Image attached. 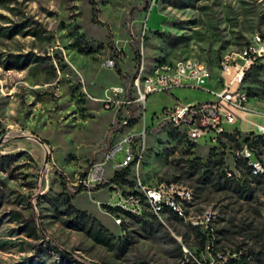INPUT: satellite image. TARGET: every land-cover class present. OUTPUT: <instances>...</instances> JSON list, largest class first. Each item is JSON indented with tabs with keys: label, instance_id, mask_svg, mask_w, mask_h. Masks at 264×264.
<instances>
[{
	"label": "rangeland",
	"instance_id": "1",
	"mask_svg": "<svg viewBox=\"0 0 264 264\" xmlns=\"http://www.w3.org/2000/svg\"><path fill=\"white\" fill-rule=\"evenodd\" d=\"M25 19L40 30L39 35H0V60L7 54L32 55L22 69L0 64V264H28V258L33 264H71L51 245L86 264H172L176 260L161 255L138 223L122 216L120 228L113 221L114 213L103 203L110 190L104 185L112 175L109 167L102 184L75 192L85 168L123 133L141 127L142 117L118 130L119 118L92 98L101 96L102 87L124 84L140 62L148 70L158 62L198 58L215 75L222 53L238 49L252 34L264 30V0H0V31ZM111 56L117 59L120 75L115 66L102 64ZM212 88L208 82L146 96L143 122L149 129L137 167L142 185L173 181L191 189L193 210L210 206L215 211L208 240L212 247L207 250L206 242L200 248L192 235L182 242L166 217L165 225L157 220L179 238L184 254L192 253L206 264L207 260L215 264L216 254L233 257L239 246L255 250L263 246L255 235L260 231L256 209L264 171L249 176L245 163H239L238 182L247 180L253 188L247 201L230 184L215 190L201 174L218 158L231 168L235 150L244 137L252 140L251 135L261 137L250 145L264 166V132H258V126H264V75L254 79L249 70L242 81L251 112L234 125H225L228 131H240L234 133L235 141L220 134L213 142L198 138L188 148L180 134L173 137L170 128L155 126L151 118L173 102L208 101L211 96L205 90ZM70 209L93 221L79 225V217ZM13 212L31 219L36 239L26 233L22 221L11 218ZM142 216L152 217L148 212ZM96 225L113 243L124 240V252L95 243L88 230ZM38 245L41 252L36 250ZM252 255L248 264H264L261 255ZM183 259L184 264L194 261Z\"/></svg>",
	"mask_w": 264,
	"mask_h": 264
},
{
	"label": "built area",
	"instance_id": "2",
	"mask_svg": "<svg viewBox=\"0 0 264 264\" xmlns=\"http://www.w3.org/2000/svg\"><path fill=\"white\" fill-rule=\"evenodd\" d=\"M263 58L264 30L252 34L238 49L222 53L215 67V75L212 74L210 65L198 58L158 62L148 70L140 62L124 84L102 87L101 96L92 99L99 102L102 109L119 118L117 129L128 128L137 121L140 122L142 117L141 127L138 131L129 129L119 140L112 142L101 158L91 163L84 175L77 179L76 186L80 185L82 190L89 191L106 180L108 167L111 174L129 167L135 184L132 187L126 184H108L109 194L103 202L106 208H117L135 216L147 209L162 224V212L166 209L183 222L196 227L209 240L213 235L216 213L210 206L193 210V193L190 188L173 181H163L153 186H144L138 181L137 167L144 151V135L149 129L143 122L144 101L151 93H168L173 88H194L211 82L213 88L205 90L210 94V100L193 105L173 102L170 106H164L151 120H155V126L170 128L178 137L180 134L188 148H193L196 140L201 137L205 138L204 141L208 139L213 142L217 135L240 132L237 128L228 131L225 125H234L242 115L251 112L247 104V92L241 85L249 68ZM116 60L111 56L105 58L102 64L114 67ZM258 132H264L263 125L258 126ZM251 136L255 138V135ZM237 159L243 160L248 167L249 176H257L264 171L261 160L253 155L251 145L242 143L234 152L231 168L224 169L226 177L239 178L234 167ZM258 198L261 239L264 242V185ZM113 221L118 224L120 219L113 217ZM204 248L209 249V245L206 244ZM232 256L235 257V253ZM228 258L232 257L216 254V263L226 264ZM174 264L184 263L181 260ZM208 264H212V261Z\"/></svg>",
	"mask_w": 264,
	"mask_h": 264
},
{
	"label": "trees",
	"instance_id": "3",
	"mask_svg": "<svg viewBox=\"0 0 264 264\" xmlns=\"http://www.w3.org/2000/svg\"><path fill=\"white\" fill-rule=\"evenodd\" d=\"M17 33L21 35L36 36V35H39L40 30L37 27L29 25V20L25 19L18 24H14L12 27H4L2 31H0V35L5 36L7 38ZM31 56H32L31 53L7 54L4 56L3 59L0 60V64H2V67L5 69H22L23 67L27 65L28 61L31 59ZM114 66H115L114 68L115 73L117 75H120L121 72L119 68L117 67V65H114ZM249 70L254 79L257 77L259 73H262L264 75V58L262 59L261 62L254 63L249 68ZM172 135L176 137V135L173 132H172ZM224 136L227 137L228 139H232L233 141H235L234 134L227 133V134H224ZM257 139L258 140L261 139L260 135H255V138L252 140L250 138L248 139L247 137H244L242 139V142L250 145L252 143L255 144ZM221 160H222L221 158H218L215 161L209 162L208 167H210V169H208L207 171L205 169L203 171V173L201 174V176H203L202 178L204 179L208 178L209 182H211V185L214 187L215 190H222L226 188L228 184H230L233 187V191L237 192L238 197L246 201L250 200L253 197L252 186L248 184L247 180L240 179L241 181L238 182V179H235L233 177L232 178L226 177L225 172H224V169H226V165L223 162L221 163ZM239 163L244 164L243 160L237 159L234 161V167L238 172L242 173L239 167ZM214 165L216 168H219L218 170H216V172L212 171V168H211ZM245 168L247 169L248 167L245 166ZM86 169L87 168H85L79 174L80 177L84 175ZM129 172H130L129 167H125L118 172H114L113 175L106 182H104V185L115 183V184H126L132 187L135 184V182L133 181L132 178H130V176L128 177ZM254 180H257V178H254ZM74 189H75V192L82 190L80 185L75 186ZM68 207L71 208L70 205ZM107 209H109L111 212H113L114 214L120 217V221H119L120 225H118L120 228L122 226V222H121L122 216L127 217V218L129 217L130 219L138 223V226L140 230L143 232L144 236L148 238L150 241H152L156 245V247H158L161 255L170 257L173 260H180V261L183 260V262H184L183 257L188 258V259L194 258V261L191 262V264H206V262L201 261L197 256H194L192 253H188L187 255L184 254L181 250V243L177 242L171 236V234L157 221L154 215H151L152 216L151 219H144L142 215L135 216V215L129 214L117 208H107ZM68 211L69 212L73 211L74 215L79 217L78 221H79V225L81 226H83L84 224H88V219H90V221H93L92 218L87 217L82 211H78L76 209H73V210L70 209ZM166 212H167L166 219L169 222V225L172 226V230L175 232V234L180 236L181 241L185 242L188 236L192 235L196 239L197 245L200 248H202L203 242L205 239L204 235L201 234L196 227L183 222L181 218L177 217L171 211L166 210ZM256 212L257 214L260 215L259 198H258V208L256 209ZM11 218L17 221H22V225H23V228H25L26 233L32 238L36 239L35 227L33 223H31V219L23 218L19 212H13L11 214ZM68 224L70 226H74L73 223H68ZM39 230L41 229L39 228ZM261 231H262V223H260L259 233L255 236L260 238L263 246L259 245L257 250L253 249L251 246H248V248H245V249L243 248V246H239L235 249V252H234L235 257L228 258L226 264H248L252 260V256H253L252 254L254 253L259 254L264 258V242L261 239ZM88 233H89L88 235L91 237V239L95 243L104 246L107 250L116 249L119 253L124 252L125 241L121 240L120 242L116 241L115 243H113L111 240L112 237L105 235L104 230L98 225H96V227L92 231L88 230ZM249 237L252 239L253 236H249ZM117 239H118V236H117ZM211 247L212 245L210 246L209 244V248ZM49 248L54 250V252H56L61 259L63 260L66 259L71 264H86L80 260L71 259L70 258L71 255H69L67 252H63L62 250L58 249L57 247H54L53 245H51ZM36 250L37 252L42 251V249H40V245L36 247ZM28 259L30 260L28 262L29 264L32 262V260L30 258ZM207 263H208V260H207Z\"/></svg>",
	"mask_w": 264,
	"mask_h": 264
},
{
	"label": "crops",
	"instance_id": "4",
	"mask_svg": "<svg viewBox=\"0 0 264 264\" xmlns=\"http://www.w3.org/2000/svg\"><path fill=\"white\" fill-rule=\"evenodd\" d=\"M119 83H120V82H119ZM195 103H196V102H194V103H188V104L193 105V104H195ZM237 172H238V171H237ZM110 175H111V173H110ZM112 175H113V174H112ZM112 175H111V176H112ZM111 176H110V177H111ZM110 177H109V178H110ZM263 185H264V184H263ZM262 188H263V187H262ZM261 190H262V189H261ZM259 193H260V192H259ZM258 197H259V196H258ZM145 212H148V213H149V211H148L147 209H144L143 212H142V214H144ZM142 214H141V215H142ZM149 214H151V213H149ZM113 215H114V217H118L116 214H113ZM141 215H139V216H141ZM151 215H153V214H151ZM166 216H167V212H166V210H163V212H162V218H163V221L165 220V217H166ZM118 218H119V217H118ZM119 219H120V218H119ZM117 225H119V224H117ZM163 225H165V224L163 223ZM198 231H199V230H198ZM199 232H200V231H199ZM201 234H202V233H201ZM171 236H172V235H171ZM204 236H205V235H204ZM172 237H173V236H172ZM205 237H206V236H205ZM173 238H174V237H173ZM174 239L177 240V241L179 242V240H178L179 238H178L177 236H176ZM204 241L206 242V244L209 243V241L207 240V237L205 238ZM206 244H205V245H206ZM208 245H209V244H208ZM178 261H180V260H176V261L173 262L172 264H174V263H176V262H178ZM209 262H211V261L208 260V263H209Z\"/></svg>",
	"mask_w": 264,
	"mask_h": 264
}]
</instances>
